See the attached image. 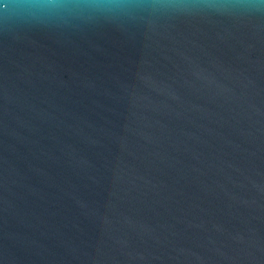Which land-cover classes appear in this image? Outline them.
<instances>
[{"label":"water","instance_id":"obj_1","mask_svg":"<svg viewBox=\"0 0 264 264\" xmlns=\"http://www.w3.org/2000/svg\"><path fill=\"white\" fill-rule=\"evenodd\" d=\"M0 264H264V0H0Z\"/></svg>","mask_w":264,"mask_h":264}]
</instances>
